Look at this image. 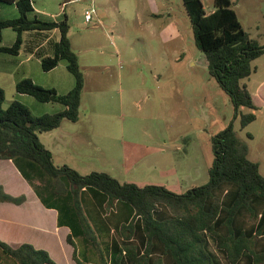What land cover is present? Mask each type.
I'll list each match as a JSON object with an SVG mask.
<instances>
[{
    "label": "trees",
    "instance_id": "trees-1",
    "mask_svg": "<svg viewBox=\"0 0 264 264\" xmlns=\"http://www.w3.org/2000/svg\"><path fill=\"white\" fill-rule=\"evenodd\" d=\"M181 2L194 45L203 53L210 77L228 97L233 114L229 124L211 137L208 182L177 193L164 186L121 183L101 172L83 176L55 164L39 134L57 129L63 121L77 122L84 89L67 17L45 20L34 14L32 0H0V6L15 5L18 12L16 18H0V43L3 30L16 34L11 46H0V54L17 56L22 34L28 32L32 35L25 51L39 59L41 70L47 73L64 62L74 80L64 95L29 78L15 83L17 94L63 107L41 116L32 115L18 101L3 109L5 94L0 88V159L16 164L42 204L58 212V224L70 229L66 241L77 264H264V176L247 158L248 146L233 129L237 118L241 130L255 120L257 107L241 81L254 72L251 63L264 55V43L243 29L231 0H213L210 13L201 0ZM54 30L58 39L46 41V33ZM24 201L23 195L13 197L0 186V202ZM76 239L84 245L82 255ZM0 251L16 264H56L47 251L30 244L11 247L0 241Z\"/></svg>",
    "mask_w": 264,
    "mask_h": 264
},
{
    "label": "rangeland",
    "instance_id": "rangeland-1",
    "mask_svg": "<svg viewBox=\"0 0 264 264\" xmlns=\"http://www.w3.org/2000/svg\"><path fill=\"white\" fill-rule=\"evenodd\" d=\"M33 1L46 13L47 16H40L45 20H56L63 14L67 17L68 38L87 81L80 112L81 116L90 115L93 128L87 136L92 144L74 143V149L89 160L75 166L76 171L83 176L92 172L107 173L121 183L164 186L177 193L206 184L212 163L211 137L229 124L233 109L226 94L210 77L203 53L194 45L181 0H163L172 11L168 21H174L183 31L182 39L167 44L159 37L164 19L148 20L139 26L134 19V0H93V3L74 0L63 9L64 0ZM201 1L206 13L214 10L213 0ZM231 2L243 29L251 38L264 43V0ZM93 5L95 13L91 23L86 24L84 12ZM116 6L125 15L118 13ZM103 7L107 8L105 14L101 11ZM125 17L130 20L126 21ZM98 18H102V24ZM93 25H98V29H91ZM5 31L14 34L11 29ZM26 34L23 40L28 39ZM10 39L5 35L2 45H8ZM101 39L109 43L103 54L87 50L88 44ZM19 52V59L23 60L24 45ZM180 56L181 60L177 61ZM5 59L6 55L0 54V88L5 94L3 109L12 102L16 80L23 79L24 73L34 68L33 62L16 65ZM90 63H109L111 69L107 72L84 70ZM257 64L260 74L263 73L264 56ZM93 74H99L98 81ZM259 76L252 73L241 81L258 103L257 120L241 130L237 118L233 129L248 146L247 158L259 164L264 176V82ZM257 88L260 93L254 94ZM96 89L104 91L103 97L110 98V103L114 104L106 109L101 104L103 98L93 97ZM30 99L41 108H50L46 103ZM241 112L248 111L241 109ZM15 166L25 179L26 174ZM36 168L42 177L50 180ZM76 245L82 255L81 240L76 239Z\"/></svg>",
    "mask_w": 264,
    "mask_h": 264
},
{
    "label": "crops",
    "instance_id": "crops-1",
    "mask_svg": "<svg viewBox=\"0 0 264 264\" xmlns=\"http://www.w3.org/2000/svg\"><path fill=\"white\" fill-rule=\"evenodd\" d=\"M41 1L46 2L47 0ZM72 1L74 0H64L61 4L62 9L66 6V3ZM91 2L93 3V0H91ZM132 5L133 7H135L134 19L137 21L139 26H142L148 20H155L157 18L164 19V25L163 27L161 26L159 32L161 42H165V44H167L173 41H178L183 38V31L179 29V27L174 23V21H168V18H170V14L172 13V11H170V7L168 9L167 3L163 0H134ZM32 7L34 10V14L38 15L39 17L47 16L44 11H41L38 7L35 6L33 0ZM106 9V7H103L101 11H103V13L105 14ZM116 10L118 11V13L122 12L119 11L117 6ZM122 14L125 15L124 12H122ZM57 15H59V13L56 14L54 18H57ZM17 16L18 12L15 5L0 6L1 19H13ZM98 20L99 23L102 24V18H98ZM125 20L128 21L130 19H128V17H125ZM91 29H98V25H93ZM5 30H3L2 32V41L0 43V46L9 47L14 42L16 34H10V32ZM23 34L22 39H24ZM5 35L11 38L8 45H2ZM31 35L32 34L27 32L26 38L28 39L23 40L24 59H19V52L18 55L15 57L3 54L6 55L5 61L9 64L16 65H20L22 64V62H33V70L24 73L25 75L22 77L23 79L29 78L41 87L53 88L60 95L68 93L73 88L74 80L71 74H69L66 70L64 62H60L57 67H55L53 70L45 73L40 68L39 59H37L33 53H27L25 51V44L27 40L31 39ZM46 35V41H56L59 37L57 30L46 33ZM70 43L71 48L74 51V47L72 45L71 40ZM42 45H44V42ZM108 45L109 43L107 39H101L97 42H92L88 44L87 50L96 51L99 54H103L104 50L107 48ZM183 55L184 53L181 54V56ZM181 56L177 57V61L181 60ZM263 56L264 55H262L261 57ZM261 57L254 60L251 65L255 68L253 74L260 75L259 77L263 79L262 82H264V72L260 74L261 69L257 64L258 60ZM83 69L91 70L93 72L97 71L98 69H103L105 72H107L109 69H111V66H109V63H90L89 65L84 66ZM119 69L122 70L121 67ZM93 75H95L93 77L96 79V81H98L99 74ZM108 76L112 75L109 74ZM18 80L21 79H17L16 81ZM86 82L87 81L84 78V89L82 96L86 89ZM95 88H97V86ZM94 92L95 93L93 97L95 99L100 97L103 98L101 100V104L106 106V109L114 104L113 102L110 103V98L103 97V94H106L104 91L101 92L100 89H96V91ZM259 93L260 91L257 88V91L254 94ZM251 95L253 103L255 104L258 110V103L252 93ZM14 100L20 102L25 107H27L34 116L52 114L63 109L62 106L57 107L50 103L45 104L50 105V108H41L30 99V96L17 94L16 92L14 95H12V101ZM80 110L81 108H79V120L77 122L71 123L68 121H63L57 129L39 134L40 142L47 150L51 152L55 164L60 166H68L74 170H76L75 166L82 163L86 164V162L89 161L87 157L82 154L81 151H77L74 149V143H76V145L81 143L92 144L91 142H88L87 136L88 131L91 132V129L93 128L90 115H88L87 113L86 115L81 116ZM256 120L257 115H255V120L253 122H255ZM65 123L73 126H68ZM256 164L259 168V164ZM0 186L3 187L4 191L7 194L13 197H18L21 195L25 197V201L18 205L13 203L0 202V241L4 242L5 244L11 247H17L22 244H30L36 249L45 250L48 252L49 256L56 264H77L73 260V248L66 241L67 236L70 234V229L66 226H61L58 224V212L55 209L47 208L42 204L40 199L37 197L33 187L21 176L19 171L16 169L15 164L11 160L0 159ZM92 257L94 258L93 255ZM0 264H16V262H14L10 258H7L0 251Z\"/></svg>",
    "mask_w": 264,
    "mask_h": 264
},
{
    "label": "built area",
    "instance_id": "built-area-1",
    "mask_svg": "<svg viewBox=\"0 0 264 264\" xmlns=\"http://www.w3.org/2000/svg\"><path fill=\"white\" fill-rule=\"evenodd\" d=\"M94 13H95V7L94 6L84 12V21L86 24L90 23V21L92 20V15Z\"/></svg>",
    "mask_w": 264,
    "mask_h": 264
}]
</instances>
